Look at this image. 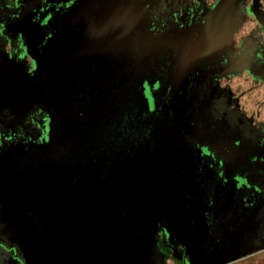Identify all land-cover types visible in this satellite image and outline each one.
Wrapping results in <instances>:
<instances>
[{"label":"flooded vegetation","instance_id":"obj_1","mask_svg":"<svg viewBox=\"0 0 264 264\" xmlns=\"http://www.w3.org/2000/svg\"><path fill=\"white\" fill-rule=\"evenodd\" d=\"M39 59L76 65L79 94L69 103L70 118L64 117L62 130L71 128L65 121L84 122L87 112L117 109L119 116L108 118L105 132L89 141L98 150L90 152V164L82 159L79 170L93 175L88 182L96 189L112 188L121 174L129 186L122 188L119 181L122 190L113 194L120 199L118 231L111 226L106 244L62 235V264H264V169L224 159L229 154L224 146L215 150L201 139L194 145L197 154L192 152L196 171L187 175V146L169 143L157 115L173 80L185 103L191 82L205 75L212 127L264 167V0H0V150L7 152L5 159L23 145L46 146L40 141L53 120L46 106L51 84L48 76H40ZM155 149L166 158L177 156L181 189L173 200L178 206L162 220L151 217L147 229L142 212L131 208L146 171L139 166L142 156L146 162ZM13 171L8 166L0 174L6 218L0 221V264H50V246L43 242L49 229L63 232L71 218L47 213L46 198L19 197ZM204 188L209 189L206 200ZM139 195L144 201L143 191ZM18 204L28 211L20 212ZM148 208L146 203L140 207ZM22 220L32 235L28 251L22 243L26 236L18 232L19 226L25 230Z\"/></svg>","mask_w":264,"mask_h":264},{"label":"water","instance_id":"obj_2","mask_svg":"<svg viewBox=\"0 0 264 264\" xmlns=\"http://www.w3.org/2000/svg\"><path fill=\"white\" fill-rule=\"evenodd\" d=\"M59 37V34L54 35V37L51 39L50 42H48L45 45V50H48L52 47L54 40H56ZM37 69L40 72V76H48L49 82L51 84V90L49 92L50 94V103L51 105L56 108V116L59 114L65 113V117L70 118V110H69V103L75 102L77 100V96L79 94V91L75 88V80L77 79V74H75L76 65L74 61L69 60H61V59H52V60H43L39 59L37 61ZM187 76V75H186ZM173 79V78H172ZM196 81H199V83H196ZM102 82V78L99 81L98 85L94 86L93 91L98 89L100 87V84ZM63 85H66L63 89ZM173 88L169 87L167 89V93L164 94V99L166 100V103L164 104V107L160 110V113L157 114L159 118L162 120L161 124V130L163 133V136H170L169 137V143L172 144L174 141H180V143L184 142V146H187V152L189 154V168L190 172H186L187 175H190V173H195V163L196 158L195 155L197 154V150L195 149V144L199 140L203 139L208 141L213 149H217L215 146L222 145L226 150L228 151V155L225 154L224 159H227L229 161L234 162L237 165L255 168V169H264L262 165L259 163L253 162L249 160L246 156H244L242 153H240L237 149L233 147V145L227 141V139L220 135L211 125L210 119L207 112V106L205 104V97L204 92L206 89V76H203V79L195 78L193 80V83L191 82V87L188 91V98L185 103L181 101V97H179V93L177 92V86L174 80L172 81ZM168 88V87H167ZM153 113H156V106L152 107ZM103 108H99L98 110H93L90 112H87L84 117V122L82 121L81 124L77 123L75 125H70L69 122H65L66 126L71 127L70 129L72 132L81 133V139L86 140L85 138V128H88V126L97 124L94 123L96 120H105L108 118H116L119 116L118 111L110 110L109 112L104 111ZM184 111V115H181V112ZM59 112V113H58ZM105 112V113H104ZM119 112H122V109L120 108ZM155 115V114H154ZM67 118V119H68ZM183 119V120H182ZM69 121V119H68ZM92 121V122H91ZM62 124V123H61ZM59 125V124H58ZM181 125L185 126V129H181ZM95 131H98L100 133L99 129H95ZM186 139H184L185 137ZM60 139L58 141L62 142V133L59 134ZM174 135V136H173ZM202 135V138H201ZM187 139H189L187 141ZM202 140V141H203ZM172 142V143H171ZM57 145H47L46 151L49 149L50 155L49 160L46 163L50 164V166H55V168L59 167V162L63 163V160H59V152L57 150ZM43 148V147H42ZM23 149V148H22ZM90 149V148H89ZM157 149V148H156ZM156 149L150 158H146V162H144V159L146 156H142V163L139 164V166L144 167L146 171H142L143 179L141 182L137 185L138 194L136 196L135 204L132 205L131 213H137V211L142 212V220L144 224L146 225V228L149 227V219L151 217L158 218L160 220L165 218L166 214L171 213L173 206H178V203H174L173 200L178 201V190L181 189V186H179V182L181 181V163L176 162L177 156L174 154L171 157L160 156L156 154ZM193 149H195V155H192ZM21 151V148L19 149ZM43 151V150H42ZM41 152V151H40ZM58 153V154H57ZM47 154V153H46ZM46 154H42V157H46ZM70 156V154H68ZM90 155V154H89ZM91 156V155H90ZM85 158V156H83ZM86 157H89L86 155ZM188 158V157H187ZM180 159H182V156L180 155ZM83 163V161H82ZM55 164V165H54ZM74 165V163H72ZM176 165L178 166V169L176 168ZM262 166V167H261ZM45 167V166H44ZM74 170L76 168H73ZM47 170V169H46ZM45 170V171H46ZM72 172V171H71ZM48 174V175H47ZM135 174V173H134ZM185 174V175H186ZM46 176L47 182H57L58 187L55 188V193L57 194V197L52 198L53 196H49V206L50 208L56 209L57 211H50L53 212V214H61L62 210L58 208L54 203L57 204V200L62 203V198L60 197V192L62 193V181L67 182L65 179H63V174H59L55 171H46L44 173ZM124 174L120 175L121 177L120 181L123 182L124 178H122ZM65 177V176H64ZM118 178V179H119ZM117 179V180H118ZM145 180V185L143 184V181ZM121 182V183H122ZM138 177H136L135 174V183L137 184ZM178 182V183H177ZM48 186V190H49ZM60 191V192H59ZM143 191V194L145 196V200L141 201L139 200L140 195L139 193ZM59 195V197H58ZM172 200V201H171ZM51 201V203H50ZM145 203L149 206L148 209H140V207L144 208ZM19 210L21 211H28L27 206L18 204ZM137 209V210H136ZM139 209V210H138ZM39 211V209H36V211ZM66 214V212H65ZM115 220H112L114 222H118L120 220L119 214L116 210L114 212ZM23 215V214H22ZM67 215V214H66ZM52 216V215H51ZM98 216H103L102 214ZM68 220V219H67ZM82 221V219L80 220ZM86 222H82L81 225H84L85 227L89 228L91 227V224L88 225ZM107 222V223H106ZM102 223L103 225L112 228L115 227L116 224H110L109 221H106ZM64 223V222H63ZM22 224L25 228V230H22L20 226L18 227L19 234H24L26 237L24 241H22L23 244H25V248L28 251V246L31 244L28 237L32 238L31 231L27 229V221L22 220ZM63 226V232L61 229V232L55 231V227L53 230L49 229L47 240H45L44 243H47L48 250H50L49 253L51 257V263L50 264H62V251L59 247L60 244H62V240H65L62 235L65 238L71 239L72 241H75L76 234L72 230V227L69 225V223H65ZM112 226V227H111ZM53 228V227H52ZM93 228V227H92ZM97 228L95 227L94 230ZM111 230V229H110ZM118 230L115 229V231ZM29 232V233H28ZM101 233V231H99ZM37 234V233H36ZM60 237V238H59ZM88 238V237H87ZM105 238V237H104ZM36 239V238H35ZM102 239V238H101ZM106 242H108V235H106ZM29 240V241H28ZM37 240V239H36ZM40 240V239H39ZM38 240V241H39ZM104 244L106 242L102 240ZM81 245H85L84 242H80ZM102 244V245H104ZM83 249L85 247L83 246ZM75 253V250L72 251V254ZM65 254V253H64ZM89 254V252L84 253ZM69 255V253H67ZM70 264V263H65Z\"/></svg>","mask_w":264,"mask_h":264},{"label":"rangeland","instance_id":"obj_3","mask_svg":"<svg viewBox=\"0 0 264 264\" xmlns=\"http://www.w3.org/2000/svg\"><path fill=\"white\" fill-rule=\"evenodd\" d=\"M46 106L48 111L53 113V120L51 119V127L49 133L47 134V136L45 137L43 136V139L40 142L43 143L46 142L45 147H47L48 144L54 146L57 145L56 148L59 152V154L57 153L59 155L58 159L59 160L62 159L63 163H61L60 161L59 162L60 166L57 168H55V166H50L49 163L47 165L46 163L50 159L49 158L50 151L49 149L46 151V148L42 143H38V145H35L30 149L26 145H23V149L21 148V151L18 150L17 154L11 155L7 159H5L4 156L7 155V152H5L2 148L0 150V158L3 161L0 163V174H4L5 168H8V166L12 167L13 169L16 170L13 171V174L15 173V176H12L13 179L12 180L9 179V180L13 182L12 183L13 185L14 183H18L15 188H18L19 197H26V198L30 197L32 199H36L39 201L40 200L42 201V199L46 198L45 201L47 204H49L48 201L49 196H53L52 198L57 197L56 194L57 192L55 193L54 190L55 188L58 187V184L57 182H53L50 184L46 182L47 180L45 178L48 174L45 176L44 173L47 170L55 171L59 174L62 173L63 179L67 181V182H62L63 184L62 193L59 191L60 197L62 198V203L59 202L60 198L59 200L56 201L57 204L54 203L58 208H60V210H62L61 217L65 216V212H66V214L71 218L70 220L68 219L69 220L68 222L73 227L72 230L75 232L78 238L80 237L82 240H86V237H88L89 240L97 239L98 241L104 240L106 242L107 240L106 235H108L110 229L112 231L114 229L109 228L103 225L102 223L109 221L108 223L110 224H116V226L114 227L115 229L120 227V224L118 222L112 221L113 220L112 214L116 212L117 208H119L118 204L120 199H116L118 198L116 197L117 195H113V194H115L116 191L118 190H122L120 189V184H119L121 177L118 179V182L108 190L105 187H100L99 189H96V187L93 184L88 182L89 179L93 177V175L91 173L90 174L82 173V171L79 170V166L81 168L82 165H84L82 163V159L83 160L86 159L85 164H90L89 161L92 158L86 157V155L90 156L89 155L90 152L94 149H96L97 151L98 148L95 147L94 149H92L91 148L92 146H90L91 144L88 143L92 139H95L94 135L98 134V131H95V129H99L100 132H105L106 128L104 126L107 125L106 122L108 120L107 119L100 121L96 120L94 121V123L97 124L88 126L89 129L85 128L84 131L86 136L85 138L87 139L86 141L81 139V133L72 132L71 129L67 131L62 130V128H65L61 124L62 122H64L65 116L63 114L62 117L61 114L56 116L57 113L56 108H54L49 101L46 103ZM64 125L66 124L64 123ZM60 133H62V142L58 141L60 139V135H59ZM103 148H104L103 153L106 156V147ZM100 149H102V146H100ZM118 149H122L121 146ZM42 154H44V156L46 154L45 159L44 157H42ZM68 154H70V156ZM83 154L85 155V158L83 157ZM72 163H74V165H72ZM73 168H78V169L74 170ZM9 173L11 174L10 171ZM116 174L117 173H114V177H116ZM122 178H124V180L123 182L122 181L120 182H122L124 186L122 185L121 187L122 188L129 187L126 186L128 182L126 184L127 178L125 174L122 176ZM48 186L50 188L49 191H48ZM203 191H204V198L206 200L209 197L208 196L209 189L204 188ZM1 200H2V193L0 192V201ZM1 207L2 204L0 203V215H1L0 221L2 222L5 221L6 218L3 215L5 209H2ZM50 207L51 206L47 205L46 212L50 213L53 216V212L51 211L52 210L57 211V210L56 209L54 210L53 208ZM100 214H102L103 216L98 217V215ZM85 216L91 217L90 220L87 221L86 223L87 225L89 223H92L91 227L89 228L85 227L84 225H81L82 222H86V219L84 218ZM81 219L82 221H80ZM61 221L64 222L63 220ZM94 224H96V226H94ZM95 227L97 228L96 230H94ZM99 231H101V233ZM12 233H15V231H13ZM37 244H39V242H36V245ZM45 244L48 245L47 243L43 242V245ZM93 249L96 250V248Z\"/></svg>","mask_w":264,"mask_h":264},{"label":"snow or ice","instance_id":"obj_4","mask_svg":"<svg viewBox=\"0 0 264 264\" xmlns=\"http://www.w3.org/2000/svg\"><path fill=\"white\" fill-rule=\"evenodd\" d=\"M204 151L207 153V149H204Z\"/></svg>","mask_w":264,"mask_h":264}]
</instances>
